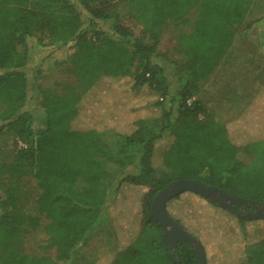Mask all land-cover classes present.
<instances>
[{"label":"trees","instance_id":"16d2710c","mask_svg":"<svg viewBox=\"0 0 264 264\" xmlns=\"http://www.w3.org/2000/svg\"><path fill=\"white\" fill-rule=\"evenodd\" d=\"M255 1L0 0V133H12L18 142L11 161L0 165V182L32 176L40 188L38 214L25 215L17 188L0 185V264H73L95 229L122 214L115 222L116 248L95 264H199L191 243L168 245L152 210L158 192L178 179H198L264 205V91L226 122L212 117L197 97L238 33L251 35L260 19L249 18ZM169 20L178 29L177 59L162 51L161 32ZM252 37L264 48L261 32ZM69 43L75 51L59 61L66 63L63 77L30 85L32 47L55 51ZM127 86L140 98L122 97L129 96ZM108 91L120 101L103 105L93 98ZM155 109L159 113L151 115ZM120 111L135 116L119 123ZM167 134L174 141L163 166L155 167L156 144ZM184 196L190 209L191 203L207 204L234 216L244 249L239 264H264V218H248L186 191L169 200L166 210L202 245L182 209L173 211ZM126 220L136 227H127ZM41 226L48 236L44 252L16 253L15 237Z\"/></svg>","mask_w":264,"mask_h":264},{"label":"rangeland","instance_id":"374dc122","mask_svg":"<svg viewBox=\"0 0 264 264\" xmlns=\"http://www.w3.org/2000/svg\"><path fill=\"white\" fill-rule=\"evenodd\" d=\"M253 7V15L249 17L250 20L260 19L257 20L252 34L261 32L264 36V19L262 18L264 16V0H256ZM119 11L120 15L125 17L126 10L124 4L119 6ZM183 29L188 31L190 25L183 26ZM177 30L176 22L169 20L165 23L161 32L164 42L162 51L171 59L182 57L179 52L180 47L175 38ZM247 36L248 39L252 37L248 34ZM237 38L235 43H246L243 48L240 45H237V48H235L242 54L236 56L234 59L229 58V60H225L215 74L213 73V76L211 75L203 81L197 95V97L202 95L207 100V106L211 108L209 113L214 118L218 117V121L220 122H225L228 118L231 119L237 116L241 112L240 108L242 110L244 104H247L246 102L251 100L253 95L255 96L260 91H264V48L261 45L258 46L255 41V44L252 45L240 33H238ZM252 40H254L253 37ZM74 51L73 43H69L55 51L49 46L39 47L36 45V47H32L29 64L26 68L30 85H33L36 81L51 84L55 80L61 79L63 77L61 69L65 67L66 63L59 64V61L64 59L68 61ZM128 86L125 88V93L129 96L122 94V97L139 99L140 95ZM93 98L103 105L112 101H120L119 94L114 95L110 91L99 93ZM158 113L159 110L155 109L151 115ZM119 114L117 113L120 116L117 120L119 123L125 120L129 121L135 116L133 113H125L123 111H120ZM173 141V135L167 134L156 144L153 157L155 167L163 166L164 153ZM17 146V139L12 133H0V165L11 161L14 155V148ZM7 182L17 188L19 211L25 215H37L36 199L40 193L37 180L32 176L13 177L3 180L2 183L0 182V185H6ZM185 199L184 196L174 202L173 204H176L173 206V211L176 213L179 208L182 209L180 213L184 215V222L189 226L193 234L199 236L201 241H203L209 264H239L243 259L244 249L236 218L234 216H227L219 210L213 211L207 204L194 205L191 203L193 208L190 209ZM262 207L264 205L258 208ZM126 209L127 207L124 206L120 212H126ZM233 209L235 208L229 210L233 211ZM256 210L244 211L242 214L245 215L246 212L253 213ZM122 215L115 218V220L113 217L107 215L106 220L92 233L88 244L77 254L73 264H95L101 256L115 249L117 244L115 222L116 219L122 218ZM125 225L130 228L136 227V224L134 225L132 220H126ZM255 226L254 222L249 225L251 228ZM47 239L48 236L45 234L42 226L37 229L24 228L14 239V250L16 253L27 254L29 256L42 254L44 252L42 245L47 243Z\"/></svg>","mask_w":264,"mask_h":264},{"label":"water","instance_id":"95a60500","mask_svg":"<svg viewBox=\"0 0 264 264\" xmlns=\"http://www.w3.org/2000/svg\"><path fill=\"white\" fill-rule=\"evenodd\" d=\"M186 191L199 193L228 209L241 205H244L245 207H256L257 205L254 201H248L244 198L229 195L222 189L209 186L198 179H178L168 184L165 188L158 192L152 201V210L153 214L164 229V240L173 249L178 246L179 241L191 243L194 245V250L197 252L199 264H207L206 252L202 243L184 230L173 218L169 216L166 210V204L169 200ZM245 216L251 219L264 218V207L257 208V210L253 213H246ZM177 264H180V262H177Z\"/></svg>","mask_w":264,"mask_h":264},{"label":"crops","instance_id":"0c3cea01","mask_svg":"<svg viewBox=\"0 0 264 264\" xmlns=\"http://www.w3.org/2000/svg\"><path fill=\"white\" fill-rule=\"evenodd\" d=\"M255 25L256 24H254L253 25V28H252V31H251V36H252V33H253V31L255 30ZM237 39L238 38H236L235 39V41H234V43H233V45L231 46V48L228 50V52L226 53V55H225V57H224V59L222 60V62L217 66V68L215 69V71H214V74H215V72L217 71V69L219 68V66L223 63V62H225V60H229V58H232V59H234V58H236V56H239V55H241L242 53L239 51V50H237V49H235V48H237V45H240V46H242V48L244 47V45L246 44V43H244L243 41V43H235L236 41H237ZM253 39L254 40H252V37H251V39H246L247 41H249V42H251L252 43V45H254L255 43H257L258 44V46L259 45H261V39L260 38H254L253 37ZM254 41H255V43H254ZM241 42V41H240ZM262 46V45H261ZM212 76H213V74H212ZM200 95V94H199ZM256 95V94H255ZM254 96V95H253ZM201 99H203L204 100V102L206 103V99L205 98H203L202 97V95H200L199 96ZM255 97V96H254ZM254 97H252V98H254ZM251 98V99H252ZM250 101L252 102L253 101V99L252 100H248L246 103L247 104H244V108L241 110V108H240V113L239 114H237V116H235V117H233V118H228L227 120H225V122L226 121H230V120H232V119H235V118H239L240 116H241V114L243 113V111L245 110V108L247 107V105L250 103ZM206 105H207V103H206ZM208 107V110H210L211 111V108L209 107V106H207ZM210 115H211V113H210ZM217 120H218V117L216 118Z\"/></svg>","mask_w":264,"mask_h":264},{"label":"flooded vegetation","instance_id":"af4514ba","mask_svg":"<svg viewBox=\"0 0 264 264\" xmlns=\"http://www.w3.org/2000/svg\"><path fill=\"white\" fill-rule=\"evenodd\" d=\"M260 206H262V205H257L256 207H245V206H243L242 209H240V211H239V207H241V206H239L238 209H237V207H234V206H233V207L235 208V210H236L239 214L243 215L242 213H243L244 211H247V212H248V211H252V209H253V211H254V210H256V209H257L258 207H260ZM247 212H246V213H247Z\"/></svg>","mask_w":264,"mask_h":264},{"label":"built area","instance_id":"2783aa9c","mask_svg":"<svg viewBox=\"0 0 264 264\" xmlns=\"http://www.w3.org/2000/svg\"><path fill=\"white\" fill-rule=\"evenodd\" d=\"M19 146L20 147H25L26 145L23 142L19 141Z\"/></svg>","mask_w":264,"mask_h":264}]
</instances>
